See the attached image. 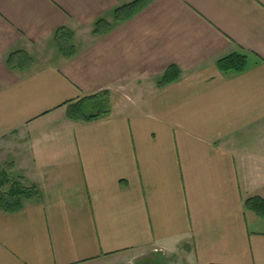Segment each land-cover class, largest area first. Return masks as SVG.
<instances>
[{
  "label": "crops",
  "instance_id": "obj_1",
  "mask_svg": "<svg viewBox=\"0 0 264 264\" xmlns=\"http://www.w3.org/2000/svg\"><path fill=\"white\" fill-rule=\"evenodd\" d=\"M134 1L0 0V264H264V0Z\"/></svg>",
  "mask_w": 264,
  "mask_h": 264
},
{
  "label": "trees",
  "instance_id": "obj_2",
  "mask_svg": "<svg viewBox=\"0 0 264 264\" xmlns=\"http://www.w3.org/2000/svg\"><path fill=\"white\" fill-rule=\"evenodd\" d=\"M140 1L141 0H135L134 2L117 8L114 12V19L120 20L124 16H130L134 9L138 7ZM100 22L101 21L96 22V32H102L103 30L101 24H99ZM245 62L246 55L236 52L221 58L218 61V67L221 70L232 69L234 71H240L244 68ZM175 73L176 71H173L172 68H168L164 72L159 84H164L165 82L174 79ZM103 93L105 92H102V94L85 96L74 102L70 107V117L74 116L76 119L91 120L105 114L108 111V99L104 98L106 97V94ZM9 182L10 179L6 174H2V176L0 175V210L6 212H12L20 209L24 200L32 198L35 194L34 188L23 187L16 181H12L11 183ZM4 184H9L7 193L5 194L1 190V187Z\"/></svg>",
  "mask_w": 264,
  "mask_h": 264
},
{
  "label": "rangeland",
  "instance_id": "obj_3",
  "mask_svg": "<svg viewBox=\"0 0 264 264\" xmlns=\"http://www.w3.org/2000/svg\"><path fill=\"white\" fill-rule=\"evenodd\" d=\"M100 96V95H99ZM104 98H106V97H104ZM9 168V166H8V164L7 163H3V164H0V175L2 176V174L5 172V171H7V169ZM5 174V173H4ZM9 177V176H8ZM9 179H11L10 180V182L9 183H11L12 182V180H13V178L11 177H9ZM8 187H9V184H4L2 187H1V190H2V192L5 194V193H7V190H8Z\"/></svg>",
  "mask_w": 264,
  "mask_h": 264
}]
</instances>
